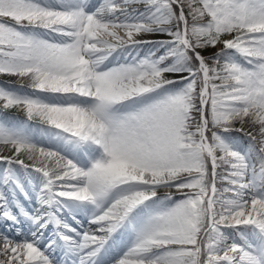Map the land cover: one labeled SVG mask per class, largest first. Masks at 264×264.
<instances>
[{
  "label": "snow or ice",
  "instance_id": "snow-or-ice-1",
  "mask_svg": "<svg viewBox=\"0 0 264 264\" xmlns=\"http://www.w3.org/2000/svg\"><path fill=\"white\" fill-rule=\"evenodd\" d=\"M0 264H264V0H0Z\"/></svg>",
  "mask_w": 264,
  "mask_h": 264
}]
</instances>
